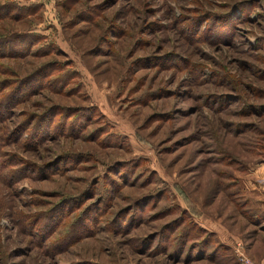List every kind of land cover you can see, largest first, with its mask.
<instances>
[{"label": "rangeland", "instance_id": "1", "mask_svg": "<svg viewBox=\"0 0 264 264\" xmlns=\"http://www.w3.org/2000/svg\"><path fill=\"white\" fill-rule=\"evenodd\" d=\"M264 264V0H0V264Z\"/></svg>", "mask_w": 264, "mask_h": 264}, {"label": "built area", "instance_id": "2", "mask_svg": "<svg viewBox=\"0 0 264 264\" xmlns=\"http://www.w3.org/2000/svg\"><path fill=\"white\" fill-rule=\"evenodd\" d=\"M242 264H254V262L245 255H241Z\"/></svg>", "mask_w": 264, "mask_h": 264}]
</instances>
